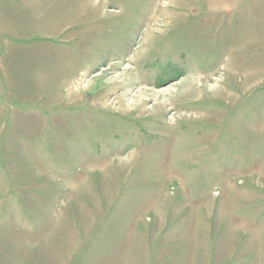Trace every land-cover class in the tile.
Masks as SVG:
<instances>
[{"label":"rangeland","instance_id":"obj_1","mask_svg":"<svg viewBox=\"0 0 264 264\" xmlns=\"http://www.w3.org/2000/svg\"><path fill=\"white\" fill-rule=\"evenodd\" d=\"M26 1L37 27L0 28V63L49 69L30 100L0 75V235L46 253L26 264H264V0Z\"/></svg>","mask_w":264,"mask_h":264},{"label":"crops","instance_id":"obj_2","mask_svg":"<svg viewBox=\"0 0 264 264\" xmlns=\"http://www.w3.org/2000/svg\"><path fill=\"white\" fill-rule=\"evenodd\" d=\"M40 1V6L46 4V0ZM27 9L29 10L30 6L26 0H0V28L2 31H8L13 24L18 25L19 29H16L15 27V30L18 33L28 31L30 30V27H37L38 23L34 20L33 22H31V20L29 22L24 21L25 17L33 16L35 14L34 12L33 15L28 14ZM12 49L15 48L12 47ZM15 50L23 51L14 52L12 62L9 63L8 61L7 63H0V75H2L5 80L10 81L11 88H13V96L23 99L28 98L29 100L30 98L35 99L42 97L45 93L43 84L46 80V73H48L49 70L46 69L44 65L45 63L42 62H45L47 58L41 57L39 53L28 52L27 48L20 46ZM53 61V65L55 64V66L56 64H61L60 61L56 63L57 60L55 59H53ZM24 233L25 232L22 234ZM65 238V236H59L57 240L63 243ZM16 240L17 238H14L11 235H0V252H4L3 257L0 258V264H26L27 262L29 263V257L31 255L38 254V256H43L46 254L42 253V255H40V249L38 252L35 250L29 252L30 250H28L27 247L21 250L19 247L20 244ZM123 243L126 244V239L123 240ZM53 250L54 252H52V254L50 250L48 251V255L53 258L52 264H77L78 257L81 255V252L78 249L71 248L69 250H59L58 248V250ZM55 250L57 253H60L62 259H55L59 258L55 254ZM129 251L130 250L125 248L101 250L100 255H98L100 256V259L94 264H129V262L126 261V257L131 256L129 253H133L135 250L132 249L130 252ZM13 252L15 253L14 255L12 254ZM90 254H92L91 251Z\"/></svg>","mask_w":264,"mask_h":264}]
</instances>
